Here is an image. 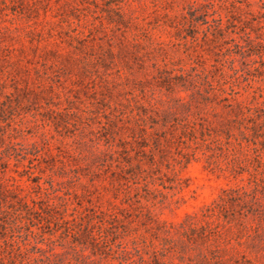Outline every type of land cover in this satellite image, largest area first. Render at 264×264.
<instances>
[{
    "label": "rangeland",
    "instance_id": "obj_1",
    "mask_svg": "<svg viewBox=\"0 0 264 264\" xmlns=\"http://www.w3.org/2000/svg\"><path fill=\"white\" fill-rule=\"evenodd\" d=\"M219 3L0 0V264H220L179 225L238 180L206 157L228 161L236 102L264 108V54L223 55L232 29L264 37V0L235 26ZM232 244L223 264H249Z\"/></svg>",
    "mask_w": 264,
    "mask_h": 264
},
{
    "label": "trees",
    "instance_id": "obj_2",
    "mask_svg": "<svg viewBox=\"0 0 264 264\" xmlns=\"http://www.w3.org/2000/svg\"><path fill=\"white\" fill-rule=\"evenodd\" d=\"M218 1L220 2L218 6L226 12V21L230 26H235L232 20L235 12L240 10L236 5L238 0ZM211 6L214 4L211 3ZM214 13L215 10L212 14ZM222 18L220 13L217 14V18L213 17L214 25L203 19V23L208 24L207 31L212 35V40L223 38L229 28V24L223 27ZM207 31L203 35L205 39L208 38ZM232 32L237 33L239 37L224 40L227 46L223 55L225 62L228 61L230 68L236 72L234 61L237 56L244 58L253 54H264V37L257 33L252 38L250 31H246L244 26L239 30L241 33L233 29ZM167 85L170 88L174 83L169 82ZM224 100L227 98L225 97ZM236 106L238 111L235 118L227 120L228 127L222 131L224 141L219 138V133L213 139L218 149H224L228 161L225 166H221L210 153L206 157V167L211 172L226 171L229 176L238 180L234 186L221 188L217 198L201 207L199 212L186 213L185 219L179 226L183 234L187 233V229L202 230V239L209 244L208 253L215 263L223 264L233 258L232 242L235 241L238 245L245 244L250 250L251 257L246 262L256 264L264 257V245L260 241L264 229V108L246 107L244 112L239 103L236 102ZM231 129L236 132H231ZM243 173L247 175L242 176ZM24 206L28 205L24 203ZM221 215L223 220L220 219ZM247 215H250L255 222L248 225L239 224L233 231L229 222ZM196 224H199L198 227ZM241 256H244V253Z\"/></svg>",
    "mask_w": 264,
    "mask_h": 264
}]
</instances>
